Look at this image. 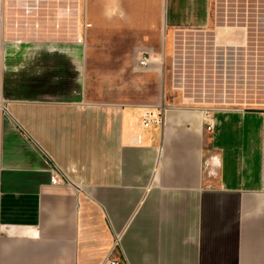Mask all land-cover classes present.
Masks as SVG:
<instances>
[{
  "label": "crops",
  "instance_id": "1",
  "mask_svg": "<svg viewBox=\"0 0 264 264\" xmlns=\"http://www.w3.org/2000/svg\"><path fill=\"white\" fill-rule=\"evenodd\" d=\"M81 9L0 0V264H264V0H125L122 102L83 95Z\"/></svg>",
  "mask_w": 264,
  "mask_h": 264
},
{
  "label": "rangeland",
  "instance_id": "2",
  "mask_svg": "<svg viewBox=\"0 0 264 264\" xmlns=\"http://www.w3.org/2000/svg\"><path fill=\"white\" fill-rule=\"evenodd\" d=\"M103 6L104 24L90 22L88 6L92 0H81L82 39L79 40L87 55L83 66V95L95 101L122 102L131 89L125 88V47L130 42L129 28L125 24V0H93ZM167 7L168 0H164ZM134 32V31H132ZM137 35V32H135ZM126 35V39H125ZM141 35V34H140ZM147 35L140 40L138 52H150L154 38ZM150 39V40H149ZM127 45V46H126ZM147 55V54H142ZM146 98L150 89L145 87ZM137 95V89L132 90Z\"/></svg>",
  "mask_w": 264,
  "mask_h": 264
},
{
  "label": "built area",
  "instance_id": "3",
  "mask_svg": "<svg viewBox=\"0 0 264 264\" xmlns=\"http://www.w3.org/2000/svg\"><path fill=\"white\" fill-rule=\"evenodd\" d=\"M139 63L141 67H148L150 65V57L149 55H142ZM147 123V122H146ZM65 176L57 170L55 167L51 170V181L53 184H62L65 181ZM119 241L120 236L117 237L116 245L113 249L104 257L100 264H124L121 259V253L119 250Z\"/></svg>",
  "mask_w": 264,
  "mask_h": 264
}]
</instances>
